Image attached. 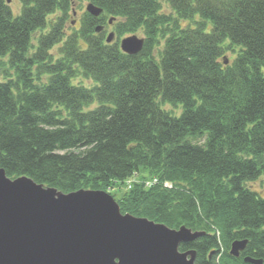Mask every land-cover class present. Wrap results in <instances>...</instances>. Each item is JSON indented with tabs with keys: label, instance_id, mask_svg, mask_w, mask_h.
Returning a JSON list of instances; mask_svg holds the SVG:
<instances>
[{
	"label": "trees",
	"instance_id": "1",
	"mask_svg": "<svg viewBox=\"0 0 264 264\" xmlns=\"http://www.w3.org/2000/svg\"><path fill=\"white\" fill-rule=\"evenodd\" d=\"M19 1L14 17L0 0L7 176L65 194L105 191L123 214L205 232L180 246L197 252L195 264H264V195L249 187L264 184V0ZM77 2L103 13H84L67 35ZM109 19L111 45L96 33ZM139 31L143 51L124 54L121 39Z\"/></svg>",
	"mask_w": 264,
	"mask_h": 264
},
{
	"label": "water",
	"instance_id": "2",
	"mask_svg": "<svg viewBox=\"0 0 264 264\" xmlns=\"http://www.w3.org/2000/svg\"><path fill=\"white\" fill-rule=\"evenodd\" d=\"M87 12L99 18L103 10L89 4ZM103 30L99 26L96 33ZM114 39L115 33L109 34L107 43ZM144 46L137 35L120 43L130 56ZM205 235L123 214L105 191L65 194L26 176L12 179L0 167V264H195L197 252H182L180 246ZM248 244L234 242L230 254L239 258ZM245 262L262 264L252 258Z\"/></svg>",
	"mask_w": 264,
	"mask_h": 264
},
{
	"label": "rangeland",
	"instance_id": "3",
	"mask_svg": "<svg viewBox=\"0 0 264 264\" xmlns=\"http://www.w3.org/2000/svg\"><path fill=\"white\" fill-rule=\"evenodd\" d=\"M87 6H88V2H77V3H75V6L73 8L74 14L71 15L69 23L66 26V34L67 35H71V34H73L74 31H77V30L80 29L82 16H83L84 13H86ZM10 8L12 10V13H13L14 17H17V16H19L21 14L22 6H21V3H20L19 0H11ZM168 9H169L168 5L164 4V10H168ZM111 32H115V25L114 24H112V26L106 25L105 39L108 37V35ZM134 35H137L140 38H145V35H144L143 31H139V32H137ZM39 37H40V34L38 33L35 36V41L33 42L34 45H36L37 39ZM60 47H56L51 52L54 57H58L60 55L59 52H58ZM237 53H239V49L238 48L234 49V51H230V52H227L225 54V58L227 59L228 63H232L235 60V58L237 56ZM75 83L77 85H84L85 87H93L94 86L92 81L83 80L81 78H78ZM162 109L165 110L166 112L171 113L173 116H177V117L180 116L181 113H182V108L181 107L175 108V107H172L171 105H168V104H164L162 106ZM132 181L133 180L127 182L128 186H130ZM249 187H251L253 190H255V191H257V192H259V193L264 195V184H263V181H257L254 184L249 185Z\"/></svg>",
	"mask_w": 264,
	"mask_h": 264
}]
</instances>
